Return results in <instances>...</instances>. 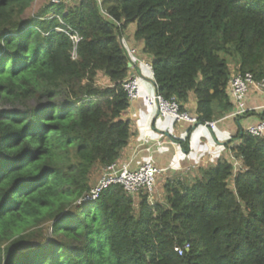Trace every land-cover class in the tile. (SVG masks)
<instances>
[{"label": "trees", "instance_id": "obj_1", "mask_svg": "<svg viewBox=\"0 0 264 264\" xmlns=\"http://www.w3.org/2000/svg\"><path fill=\"white\" fill-rule=\"evenodd\" d=\"M35 3L0 0V264H264V138L247 128L229 142L235 161L167 181L159 201L119 185L84 201L130 137L127 27L158 94L196 126L260 123L264 108L232 116L229 83L249 73L264 91V0Z\"/></svg>", "mask_w": 264, "mask_h": 264}, {"label": "crops", "instance_id": "obj_2", "mask_svg": "<svg viewBox=\"0 0 264 264\" xmlns=\"http://www.w3.org/2000/svg\"><path fill=\"white\" fill-rule=\"evenodd\" d=\"M127 31L130 33L126 40L124 33ZM134 31L135 28L130 25L123 32L119 39L123 50L127 56L128 52L133 50L136 58L151 63V58L143 51V42L134 40ZM129 63L131 65L128 67L129 77L137 76L141 94L154 95L157 89L148 70L130 57ZM97 84L105 88L113 86L103 74L97 76ZM260 92H250L246 103L251 110L264 108V91ZM194 101L191 97V106L194 105ZM186 112L194 115L191 110ZM229 115L215 118L213 120L216 123L215 127L209 129L202 125L176 122L171 118L162 119L158 117L156 108L148 106L144 99L133 100L121 114V118L129 123L130 137L117 163L128 164L130 169H136L147 162L154 165L160 172L156 180L153 201H159L164 196L163 187L167 181L186 179L190 182L201 170L212 168L220 161L225 159L235 161L230 149L233 145L229 144L230 140L238 131L241 133V128L258 124L260 117L253 115L248 118H234ZM182 142H186L187 145H183ZM92 179L98 178L93 175Z\"/></svg>", "mask_w": 264, "mask_h": 264}, {"label": "built area", "instance_id": "obj_3", "mask_svg": "<svg viewBox=\"0 0 264 264\" xmlns=\"http://www.w3.org/2000/svg\"><path fill=\"white\" fill-rule=\"evenodd\" d=\"M51 2L56 4L59 0H51ZM102 14L104 16L107 15L103 10ZM72 39L77 41L75 36H73ZM128 56L133 58L138 65L145 67L153 78V70L150 63L136 58L133 50L128 52ZM255 85L253 77L249 73L244 75L237 74L230 79V94L235 102V111L232 116H242L247 111L251 110L246 106V97L249 93V87ZM121 87L126 93L129 102L137 99H144L148 106L156 108L158 117L162 119L171 118L176 122H183L190 125H196L198 123L197 117L188 112L180 111L179 105L174 99L165 100L157 91L154 95L143 96L139 89L137 76H131L123 81ZM215 125V122H207L202 126L213 129ZM246 132L252 137L264 138V121L249 126ZM159 172L160 171L154 165L148 162L141 164L136 169H130L128 164H119L115 162L101 170L99 179L90 188L88 194L84 197V201L96 200L104 190L113 185H119L129 195H146L149 202L152 203L156 188V176ZM188 249L189 245L186 244L183 248H176L175 251L180 256L183 251H187Z\"/></svg>", "mask_w": 264, "mask_h": 264}, {"label": "rangeland", "instance_id": "obj_4", "mask_svg": "<svg viewBox=\"0 0 264 264\" xmlns=\"http://www.w3.org/2000/svg\"><path fill=\"white\" fill-rule=\"evenodd\" d=\"M42 3V0H36V3H35V5L36 6H38V5H40ZM107 2L106 3H103V6L106 8L107 7ZM33 11V10H32ZM133 28H135V26L133 25ZM129 33L130 32H126V33H124V37H125V39L127 40L128 39V35H129ZM233 64H234V62L233 61H231L230 62V66L232 67L233 66ZM249 91L250 92H253V90L251 89V87H249ZM248 93V95H247V98H248V96H250L251 95V93ZM253 94V93H252ZM96 175H95V178H98L99 176H100V172H96L95 173ZM157 178H158V175L156 176V180H157ZM97 180H93V185L95 184V182H96ZM156 189V188H155Z\"/></svg>", "mask_w": 264, "mask_h": 264}, {"label": "clouds", "instance_id": "obj_5", "mask_svg": "<svg viewBox=\"0 0 264 264\" xmlns=\"http://www.w3.org/2000/svg\"><path fill=\"white\" fill-rule=\"evenodd\" d=\"M60 1H61V0H59V2H60ZM59 2H58V3H59ZM51 3H52V2H51ZM54 4H55V3H54ZM56 4H57V3H56ZM99 5H100V4H99ZM99 10H100V9H99ZM102 10L106 13V11H105L104 9H101V10H100L101 13H102ZM71 38H72V37H71ZM125 54H126V52H125ZM126 56H127V54H126ZM127 59H128V64H130V63H129V57H128V56H127ZM150 64H151V63H150ZM130 66H131V65H130ZM151 66H152V65H151ZM130 77H131V76H130ZM130 77H129V78H130ZM249 109H250V108H249ZM250 111H251V110H250ZM212 122H213V121H212ZM102 169H103V168H102ZM100 173H101V172H100ZM98 179H99V177H98ZM98 179H97V180H98ZM96 182H97V181H96ZM96 182H95V183H96ZM92 186H93V185H92Z\"/></svg>", "mask_w": 264, "mask_h": 264}, {"label": "water", "instance_id": "obj_6", "mask_svg": "<svg viewBox=\"0 0 264 264\" xmlns=\"http://www.w3.org/2000/svg\"><path fill=\"white\" fill-rule=\"evenodd\" d=\"M62 1H66V0H62ZM128 67H130V64H128ZM240 134H242V132Z\"/></svg>", "mask_w": 264, "mask_h": 264}]
</instances>
